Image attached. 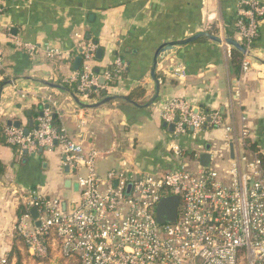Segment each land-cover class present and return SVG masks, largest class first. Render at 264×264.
Returning a JSON list of instances; mask_svg holds the SVG:
<instances>
[{
  "label": "crops",
  "instance_id": "1",
  "mask_svg": "<svg viewBox=\"0 0 264 264\" xmlns=\"http://www.w3.org/2000/svg\"><path fill=\"white\" fill-rule=\"evenodd\" d=\"M242 1L246 0L0 3V258L9 264H42L28 253L14 231L30 193L59 199L63 209H70L80 199L75 177L58 149L29 154L4 141L6 128L17 123V128L30 130L46 109L73 141L99 153L96 171L101 177L110 169L136 175L172 171L178 163L169 145L175 142L190 149L191 170L197 171L200 160L194 162L195 150L201 145L219 146L224 137L222 131L207 127L195 133L189 130L175 139L174 129L169 130L172 124H165L160 117L163 106L174 99L207 114L219 112L223 124L237 135L234 139L245 130L244 139L255 143L264 155V20L259 22L257 39L247 47L235 33ZM253 1L264 4V0ZM202 32L232 35L230 38L246 49L239 72L231 62L232 47L197 39L159 59L157 100L148 107L133 105L131 102L144 106L154 95L150 70L157 49ZM17 42L32 45L35 51L30 54ZM89 43L96 46L91 67L101 92L94 100L79 98L69 82L81 70L83 46ZM50 50L59 54L49 56ZM116 60L121 62L122 77L116 84L108 83L104 75ZM245 60L249 63L246 72L242 70ZM178 66H183L184 72L176 73ZM137 90H144V96L128 99ZM107 97L116 98L92 107Z\"/></svg>",
  "mask_w": 264,
  "mask_h": 264
},
{
  "label": "built area",
  "instance_id": "2",
  "mask_svg": "<svg viewBox=\"0 0 264 264\" xmlns=\"http://www.w3.org/2000/svg\"><path fill=\"white\" fill-rule=\"evenodd\" d=\"M237 16L236 33L249 47L264 20V4L242 1ZM16 45L30 54L35 51L29 44ZM95 50L92 43L83 46L81 70L69 80L85 100L87 93L100 88L91 67ZM114 66L119 74L121 62L116 60ZM248 69L245 60L242 70ZM175 72H184V67ZM104 79L113 81L110 73ZM160 117L174 125L175 139L189 130L222 131L221 145L209 149L201 145L193 155L197 164L200 154L208 153L209 165L198 163L197 171H192L190 149L175 142L169 145L178 163L172 171L136 175L110 169L101 177L96 171L99 153L85 150L64 129L56 128L49 109L27 134L17 127L5 129L6 145L20 152L58 149L80 197L70 209H63L59 199L34 193L26 197V212L14 231L31 256L42 264H264V155L246 148L245 130L234 139L237 135L217 111L207 114L174 99L163 106ZM168 197L178 198L176 220L158 223L156 208ZM30 210L38 212L37 219ZM0 264L9 261L0 258Z\"/></svg>",
  "mask_w": 264,
  "mask_h": 264
},
{
  "label": "water",
  "instance_id": "3",
  "mask_svg": "<svg viewBox=\"0 0 264 264\" xmlns=\"http://www.w3.org/2000/svg\"><path fill=\"white\" fill-rule=\"evenodd\" d=\"M197 39H207L209 41H213V42L218 43V44H225V45H228V46L232 47L233 49L239 51L243 55L247 54L246 49L243 48L234 39H232L230 37L213 36V35H210L209 33H206V32L197 33V34L190 36L186 39L174 40V41L164 43L155 52L154 57H153V61H152V65H151L150 77L152 78V80L154 81V84H155L153 97L144 106L136 105L133 102H131V103L137 107H148L151 104H153L159 96L160 82L157 79L156 73H155L159 59L163 55H165L166 53L174 51L177 47L189 45V44L193 43L194 41H196ZM100 54H101V51L98 50L96 53L97 58H99ZM80 60L81 59H78V60H76V62L79 64ZM101 82H103V79L100 80V83ZM1 90H2V87H0V94H1ZM115 98L116 97H107L103 101L93 105L92 107H98V106H100V105H102L108 101L114 100ZM75 101L79 105H81L80 101L78 99L75 98ZM8 124L12 125V123H8ZM13 126L18 127L17 123L13 124ZM173 129H174V125L173 124L169 125V130L173 131ZM24 132H25V134H27L28 130L25 129ZM208 148H209V146H206V149H208ZM230 157L231 158L233 157L232 152L230 153ZM199 160H200V164L202 166L206 167L209 165L210 155L208 153H201L199 156ZM177 207H178V198L177 197H168V198L162 199L156 208V220H157V222L158 223H165V222L172 223V222H174L176 220V217H177ZM30 214L34 219H37L38 212L36 210H32ZM36 225L39 226V222H36Z\"/></svg>",
  "mask_w": 264,
  "mask_h": 264
},
{
  "label": "trees",
  "instance_id": "4",
  "mask_svg": "<svg viewBox=\"0 0 264 264\" xmlns=\"http://www.w3.org/2000/svg\"><path fill=\"white\" fill-rule=\"evenodd\" d=\"M235 33H236V30H235ZM230 37H232V35H230ZM257 39V36L255 37V39H254V41ZM200 39H198V41H199ZM197 41V40H196ZM195 42V41H194ZM242 43H244V42H242ZM245 44V43H244ZM242 58H243V55H242V53H240L239 51H237V50H235V49H232V51H231V62H232V64H233V66H234V68H235V70H236V72L238 73L239 72V70H240V66H241V62H242ZM115 66H113L111 69H110V71H109V73L111 74V76H112V80L115 82L114 84H116V81L118 80V78L121 76L122 77V73H123V70H121L120 71V73L119 74H117L116 72H115ZM94 73V72H93ZM95 74V73H94ZM1 84V83H0ZM73 85V91H74V93L79 97V98H81V94L77 91V89H76V85L75 84H72ZM100 93L101 92H99V90H91L89 93H87V95H86V99H89V100H94V99H96L97 97H99L100 96ZM144 96V90H137V92H134V93H131V94H129V96H128V99H130V100H137V99H140V98H142ZM206 113V112H205ZM56 122H55V119H54V117H53V124H54V126L56 127V128H58L57 127V125L55 124ZM32 125L29 127V129H32L33 127H34V125H35V123L33 122V123H31ZM2 139V141H3V138H1ZM4 139H5V137H4ZM5 141V140H4ZM244 142H245V144H246V148H248L250 151H253V152H257L258 153V151H259V148L256 146V144L255 143H250L249 141H248V138H246V139H244ZM24 212H26V209L25 208H23V209H20V214H22V213H24ZM28 213L30 214L31 213V210L30 211H28ZM31 215V214H30Z\"/></svg>",
  "mask_w": 264,
  "mask_h": 264
},
{
  "label": "rangeland",
  "instance_id": "5",
  "mask_svg": "<svg viewBox=\"0 0 264 264\" xmlns=\"http://www.w3.org/2000/svg\"><path fill=\"white\" fill-rule=\"evenodd\" d=\"M221 152H223V151H221Z\"/></svg>",
  "mask_w": 264,
  "mask_h": 264
}]
</instances>
